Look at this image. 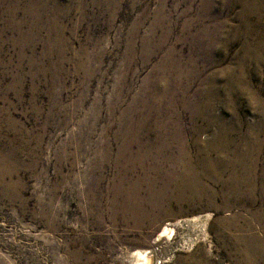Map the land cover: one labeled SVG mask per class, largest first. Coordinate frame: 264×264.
I'll list each match as a JSON object with an SVG mask.
<instances>
[{
    "label": "rangeland",
    "instance_id": "rangeland-1",
    "mask_svg": "<svg viewBox=\"0 0 264 264\" xmlns=\"http://www.w3.org/2000/svg\"><path fill=\"white\" fill-rule=\"evenodd\" d=\"M137 252L264 264V0H0V264Z\"/></svg>",
    "mask_w": 264,
    "mask_h": 264
},
{
    "label": "bare ground",
    "instance_id": "bare-ground-1",
    "mask_svg": "<svg viewBox=\"0 0 264 264\" xmlns=\"http://www.w3.org/2000/svg\"><path fill=\"white\" fill-rule=\"evenodd\" d=\"M178 88V87H177ZM186 89V88H185ZM173 90V89H172ZM163 91V90H162ZM166 91V90H165ZM171 92V91H170ZM185 92V91H184ZM170 97V96H169ZM170 100V99H169ZM168 100V101H169ZM162 102V101H161ZM154 106V105H153ZM172 108V107H171ZM170 142V141H169ZM140 149V148H139ZM125 150V149H124ZM181 155V154H180ZM117 156V155H116ZM122 164H124V163H122ZM209 165V164H208ZM132 166V165H131ZM126 169V168H125ZM158 170V169H157ZM185 171V170H184ZM186 173V172H185ZM189 173V172H188ZM156 174H158V173H156ZM165 174V173H164ZM173 174V173H172ZM148 175V174H147ZM163 175V174H162ZM156 176V175H155ZM165 176V175H164ZM177 176V175H176ZM167 177V176H166ZM171 178V177H170ZM176 178V177H175ZM173 179V178H172ZM180 179V178H179ZM126 180V179H125ZM154 180V179H153ZM144 181V180H143ZM151 181V180H150ZM185 181V182H184ZM181 180L180 182L179 181H177L178 183L176 184V188L179 190V189H182V187H185V186H187L189 183L187 182V180ZM140 182V181H139ZM139 182H138V180H137V182H134L132 185H130V187H126V189H123L122 187H119V190L120 191H118L119 192V195L121 194V195H123V199H124V201H123V203H122V208L123 209H125V210H129V212H132V213H136L137 211H139L138 209H139V205L140 204H137V203H135L134 201L133 202H129V200L127 199L126 200V198H135V195L137 194V191L139 190ZM183 183V184H182ZM185 184V185H184ZM148 187H149V185H148ZM161 187H165V185L164 186H162L161 185ZM148 189V188H147ZM113 190V189H112ZM154 190V189H153ZM163 190V189H162ZM157 191V190H156ZM161 191V190H160ZM151 192V191H150ZM161 193V192H160ZM150 194V193H149ZM155 194H157L156 192H155ZM162 194V193H161ZM192 194V193H191ZM158 195V194H157ZM151 196H152V194H151ZM150 196V197H151ZM162 196V195H161ZM152 197H154V196H152ZM159 198V197H158ZM178 199V198H177ZM133 200V199H132ZM137 202V201H136ZM158 202V201H157ZM120 205V204H119ZM151 206V205H150ZM140 215V214H139ZM141 217V216H140ZM140 222V221H139ZM144 222V221H143ZM162 232L164 233V234H169L170 233V229H168L167 227H164L163 228V230H162ZM136 255H137V257L139 258V259H137V260H141L140 262L143 264V263H147L148 261H149V259H148V257H147V255H145V253H143V252H137L136 253ZM139 262V261H138ZM140 263V264H141ZM149 263V262H148Z\"/></svg>",
    "mask_w": 264,
    "mask_h": 264
}]
</instances>
